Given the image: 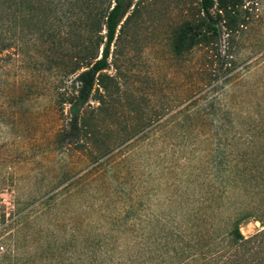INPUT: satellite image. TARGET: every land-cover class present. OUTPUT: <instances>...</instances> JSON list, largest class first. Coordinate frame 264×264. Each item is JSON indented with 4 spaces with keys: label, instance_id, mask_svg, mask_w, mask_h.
<instances>
[{
    "label": "rangeland",
    "instance_id": "374dc122",
    "mask_svg": "<svg viewBox=\"0 0 264 264\" xmlns=\"http://www.w3.org/2000/svg\"><path fill=\"white\" fill-rule=\"evenodd\" d=\"M137 1L136 13L118 27L110 47L109 66L103 71L111 77L105 81L109 88L105 103L90 98L85 107L96 132V147L106 152L99 153L96 161L59 137L68 123L69 106L58 102L61 94L72 89L73 78L56 67L58 60L45 36L53 32L56 44L61 42L69 50L76 40L63 33L74 28L71 25L79 17L92 13H23L17 21L9 16L11 24L4 35L22 40L0 55V264H37L44 236L54 247L63 238L68 240L78 225L90 228L82 229L76 249L95 241L92 257L100 259L91 264H119L118 209L129 195L134 197V231L120 239L123 244L131 240L128 255L133 264H216L220 258L215 259V252L226 256L227 231L221 237L196 232L180 239L179 245L189 244L190 256L184 252L176 257L170 246L164 249L157 242L160 238L169 244L174 241L172 229L182 221L181 212L175 214L180 199L171 200L175 189L162 174L171 162L178 165L190 157L174 132L176 127L168 135L159 134L129 149L118 147L141 114L157 112L160 124L169 125L166 120L178 116L183 100L195 93L202 76L200 51L187 54L184 46L172 50L173 32L197 13L198 0ZM240 10L251 15V26L233 73L244 80L243 91L251 93L264 83V50L260 51L264 0H244ZM32 31L42 35L33 38ZM236 88L229 92L231 97H239ZM222 93L210 90L203 96L207 101L218 97L215 108L227 111L236 98L228 102L229 95L224 100ZM198 163L199 159H192V165ZM259 229L258 222L239 225L245 238ZM65 248L63 259L73 251L70 245Z\"/></svg>",
    "mask_w": 264,
    "mask_h": 264
},
{
    "label": "trees",
    "instance_id": "16d2710c",
    "mask_svg": "<svg viewBox=\"0 0 264 264\" xmlns=\"http://www.w3.org/2000/svg\"><path fill=\"white\" fill-rule=\"evenodd\" d=\"M243 1L198 0L197 13L182 23L172 36L174 52L184 46L187 54L200 51L203 55L200 69L202 76L195 86V93H189L183 100L184 106L178 111V116L174 114L166 120L170 122L166 124L167 127L160 124L159 113L141 114L136 125L126 130L118 141V147L129 149L159 134L168 135L176 127L174 132L190 157L199 159L198 164L192 165V159L186 157L181 164L171 162L162 169L163 177L169 181L168 185L175 189L171 200L176 202L180 199L176 207L178 211H174L175 214L181 212L182 221L172 229L174 241L169 244L160 238L157 242L164 249L170 246L176 257L184 252L190 256L189 244H178L183 237L196 232L221 237L227 231L230 246L226 256L214 253L215 259L217 256L220 258L216 264H264V83L263 87L249 93L248 89L243 91L244 80L235 78L233 73L241 44L245 42L251 26V15L240 13ZM138 2L0 0V55L12 48L13 43L22 40L21 37L13 39L4 35L11 24L9 16L17 21L23 13H92L87 18L79 17L71 25H75L74 28L63 33V37L76 40L69 50H65L61 42L56 44L53 32L45 36L58 60L56 67L63 69L65 76L73 78L72 89L61 94L58 102L59 105L69 106L68 123L59 137L77 152L94 157V161L100 152L96 147V132L91 128L85 107L90 98L99 105L105 103L109 91L105 81L111 77L103 71L109 66L110 47L118 27L121 28L136 13ZM86 26L88 30H85ZM81 27L82 30H79ZM40 34L39 31H32L29 35L35 38ZM101 43L103 46L98 55ZM254 45L252 42L251 47ZM262 46L260 51L264 50V43ZM222 77L223 80L216 83ZM208 87L213 91L223 90L221 96H224V100L231 89L237 87L239 97L229 95L227 99L230 102L236 98L235 106L227 111L215 108L220 99L217 97L207 101L203 96L210 90L196 96ZM196 178L197 183L191 190L190 186ZM178 188L181 190L176 193ZM126 200L118 209L119 264L134 263L133 257L128 255L132 249L131 240L124 244L122 242L123 236L133 234L135 224L133 195H129ZM245 221L260 224V229L247 238L239 232V225ZM83 228L90 227L78 225L68 240L63 238V242L56 243L54 247L50 243L51 239L44 236L37 264H91L100 259L92 257L94 240L91 245L85 244L76 249ZM96 244L101 246L100 241ZM66 245H70L73 251L67 259H63L67 252Z\"/></svg>",
    "mask_w": 264,
    "mask_h": 264
}]
</instances>
